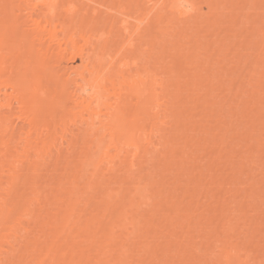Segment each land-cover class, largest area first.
Returning <instances> with one entry per match:
<instances>
[{
  "label": "rangeland",
  "instance_id": "374dc122",
  "mask_svg": "<svg viewBox=\"0 0 264 264\" xmlns=\"http://www.w3.org/2000/svg\"><path fill=\"white\" fill-rule=\"evenodd\" d=\"M156 1L154 70L174 109L159 108L136 170L132 146L107 171L83 163V140L31 154V231L5 223L0 264H264V0H191L184 19Z\"/></svg>",
  "mask_w": 264,
  "mask_h": 264
},
{
  "label": "bare ground",
  "instance_id": "6f19581e",
  "mask_svg": "<svg viewBox=\"0 0 264 264\" xmlns=\"http://www.w3.org/2000/svg\"><path fill=\"white\" fill-rule=\"evenodd\" d=\"M154 3L0 0V153L12 152L6 164L0 159V232L10 221L11 232L21 228L24 235H29V226L21 225L22 216L27 214L31 201L38 202V193L34 192L36 196L31 200L21 190L28 183L27 173L35 159L48 155L51 148H57L60 156L66 143L74 154L83 140L88 144L78 149L83 163L95 169L108 164L105 171L112 167L113 160H122L130 146L134 147L127 163L130 170L135 169L141 152L147 154L142 150L152 146L154 119H158L162 104L165 113L170 110L165 102L171 94L165 91L163 80L156 77L154 67V15L159 2L155 7ZM160 3L162 7L167 5L168 14L180 19L199 11L191 0ZM158 88L165 89V93L157 92ZM31 154L37 156L31 158L33 161ZM27 186L33 188L34 184ZM19 212V217L12 218ZM11 243L8 252L15 250ZM53 248L51 245L47 250V257ZM235 249L224 251L230 262H236L239 255Z\"/></svg>",
  "mask_w": 264,
  "mask_h": 264
}]
</instances>
